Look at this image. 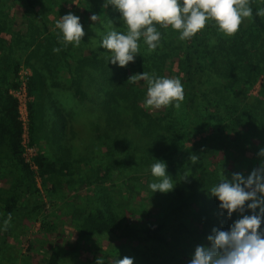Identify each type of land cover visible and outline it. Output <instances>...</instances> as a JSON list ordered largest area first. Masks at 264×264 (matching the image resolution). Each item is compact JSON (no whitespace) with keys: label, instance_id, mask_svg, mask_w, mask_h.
<instances>
[{"label":"trees","instance_id":"trees-1","mask_svg":"<svg viewBox=\"0 0 264 264\" xmlns=\"http://www.w3.org/2000/svg\"><path fill=\"white\" fill-rule=\"evenodd\" d=\"M23 1L29 12L27 30L24 34H17L12 43L5 44L0 37V47L3 48L0 55V75L8 52L13 51L15 47L27 48L25 65L32 72L27 89L28 95L34 99L28 104L29 134L31 144L38 148L35 164L38 168L40 184L47 189L48 194H54L64 186H72L75 183L71 177L73 171L69 163L51 160L40 150L39 139L34 135L37 128L34 108L35 105L40 106L45 102L52 107V112L54 111L55 116H58V122L62 124L65 117L64 119L60 117H63L61 112L60 115L58 114L56 107L59 101L57 92L54 96L53 90L67 91V84H77L75 96L78 97V102L84 103L94 96V101L92 98L91 101L96 107L95 123L98 128H109L118 145L134 154H139L141 160L142 157L147 160L146 155L151 153L154 158L152 162L163 161L167 169L176 158H179L178 156H181L179 161L184 164L182 166L179 162L178 167H181L184 173L179 178L173 179L176 181L173 191L177 192L178 199L169 206L163 221L141 226L115 227L114 220L108 219L103 210H88L84 213L75 210L72 214L75 235L78 238H90L115 234L119 239L133 244L149 243L159 248H167L169 251L178 247L179 255L190 259L191 256L181 244L198 242L210 234L213 227L227 229L237 218L234 214L229 220L226 218V213L224 217H220L219 202L210 197L208 192L220 181L222 173L220 169L222 171L224 169L225 175L230 178L233 172L249 171L246 163L254 166L253 159L247 155L249 151L236 150L235 145L229 140L228 132L232 131L234 126L242 127L241 124H244V131L241 135L237 133V139H243L245 142L253 139L264 140V114H262L264 79L260 82L259 90L262 100L256 98L251 108L249 104L239 106L211 100L205 86L209 85V79L221 81V75L210 67V63L214 61V57L211 56L214 47L210 45L221 33L213 21H208L203 30L185 41H181L179 32L174 31L170 26L164 28L157 25L158 31H162L160 46L150 52L141 39L140 52L135 62L120 68L108 62L107 50L100 47L104 33L99 34L96 40L100 52L91 48L94 41L87 35L83 37L79 47H74L72 44L65 46L60 42L59 30L49 28L47 25L48 8L45 0ZM94 1L96 4L93 8L97 10L99 1ZM5 3V0H0V15L4 13ZM38 6L42 8L43 15L35 10ZM250 6L253 9V19L247 20L249 25L244 20L235 35L226 37L228 46L219 47L226 62L225 72L222 74L226 79H234L238 96L243 101L248 99L251 89L264 76V64H260L264 62L261 53L264 49V17L255 14L258 8L264 7V0H250ZM113 8L111 5L107 8L108 16L104 17L103 22L113 23L117 30H126L118 10L111 12ZM7 25L8 21L1 16L0 35L8 31ZM87 26L88 24H85L86 31ZM54 48L61 50L56 53L53 52ZM11 63L12 65H5L7 72L3 75L12 74L14 81L10 85L0 83V169H3L9 161L11 166L18 167L30 185L34 186V174L21 157L22 124L19 121L17 101L10 94V90L17 85L19 67L17 63ZM174 68L178 69L176 75ZM56 71L59 75L55 74ZM90 71L95 73L92 75ZM96 72L105 75V78L97 75ZM143 72L170 78H178V75H182L184 100L180 108L168 106L153 110L152 113L146 110L143 107L146 97L145 82L127 83L131 75ZM65 75H68L69 80ZM200 104L203 108L199 106ZM205 111L212 112L216 122L218 121V126H221L212 133L202 136L192 147H187L188 142L206 132L209 118L205 115ZM182 115L184 117H181ZM191 154L199 156V161L195 165L190 163ZM123 166L124 162L120 158L110 159L103 173L86 175L78 179L77 183L83 188L100 186L111 179L113 173ZM185 173L188 176L186 181L183 180ZM23 185V182H19L17 186L13 184L8 189H0V251L10 233V226L4 230V221L8 218V214L11 213L13 219L28 212V209L19 206ZM198 214L201 215L206 226L202 228L189 226L188 221L196 219ZM52 229L44 223L40 227L42 232L47 233L52 232ZM31 249L29 245L27 252L30 253ZM166 255H168L166 259L168 264L181 263L178 262L176 254ZM60 258L58 253L53 252L43 264H59ZM115 259L117 258L113 257L110 261L104 259V262L113 264ZM95 261L96 258H92L93 264ZM164 262L165 259L161 258L157 264H165Z\"/></svg>","mask_w":264,"mask_h":264},{"label":"rangeland","instance_id":"rangeland-1","mask_svg":"<svg viewBox=\"0 0 264 264\" xmlns=\"http://www.w3.org/2000/svg\"><path fill=\"white\" fill-rule=\"evenodd\" d=\"M5 1L4 12H8L12 19L9 25L11 32L24 34L29 21V12L26 10L24 1ZM98 1V9L95 10L93 8L96 4L94 0H45L48 8L47 25L54 29L56 20L69 12L73 13L80 18L85 37L87 35L89 39H93L94 43L91 48L100 52L96 40L99 34H106L114 24L103 22L104 17L108 16V9L103 7L105 0ZM35 10L42 15L44 14L40 6L36 7ZM113 11L115 8L111 10V12ZM92 14L100 16L95 23L90 20ZM245 21L249 25L247 19ZM85 24H88L87 31ZM247 28L249 29L248 26ZM253 31L254 29H252ZM6 33L8 38H14V34ZM226 37L228 36L220 33L210 45V47H214L211 54L214 61L210 63V67L221 75V81L216 82L209 79V85L207 84L205 87L209 97L214 102L223 101L239 106L249 104V108H251V104L255 103L256 98L262 100L259 90L260 82L264 76L251 89L248 99L243 101L238 96V88L234 79H226L222 74L225 72L226 62L219 47L228 46ZM21 48H15L14 51L8 52L6 64L12 65L11 62H15L18 64L19 71H27L31 74V71L24 66L28 56L27 48ZM261 53H263L264 58V49ZM260 64L262 65L264 62H260ZM173 71L175 75L178 73L177 68H174ZM90 72L92 75L95 73L94 71ZM55 74L59 75V72L56 71ZM96 74L105 78V75L99 72ZM65 76L69 80L68 75ZM11 77L14 80L12 74ZM178 78L182 81V75H178ZM67 85V91L61 89L57 93L59 103L56 108L58 114L61 112L63 115L60 117L63 119L65 117L64 121L60 124L58 116H55L54 111L52 112V107H49L45 102L40 106L37 104L34 108L37 122L34 135L39 139L40 150L49 159L61 160L70 164V169L73 171L71 177L75 183L72 186H64L63 189L54 194H48L47 189L40 184L38 175L34 174L35 185L32 186L23 172L18 167L11 166L10 162L3 169H0L1 190L8 189L13 184L17 186L19 182L24 183L19 206L28 209L26 214L18 215L10 221V233L0 251V262L3 264H43L51 253L56 252L61 256L59 264H93L92 258L103 257L106 261H110L113 257L122 259L125 256L133 258L134 264H157L161 258H164V263L168 264L166 260L168 255L166 254L171 253L176 254L179 259L178 262L181 261L180 264H188L190 259L179 255L178 247L169 251L167 248H159L149 243L133 244L119 239L115 234L90 238H78L75 235L72 227V214L75 210L82 213L88 210H103L108 219L114 220L115 227L141 226L163 221L169 206L176 202L178 195L175 191L152 193L149 184L157 179L149 171L154 159L152 154L146 155L147 160L143 157L141 160L139 154H134L129 149L118 145L109 128H98L95 123L96 107L91 101V98L94 101V96H91L89 101L79 103L78 97L75 96L77 84L70 83ZM84 90L87 93L85 85ZM33 101L32 98L30 103ZM199 106L203 108L202 104ZM148 111L153 112V110ZM208 112L205 111V115L209 118V126L206 132L188 142L187 147H192L202 136L212 133L221 126H218V121L216 122V117L212 112ZM262 114H264V108H262ZM241 126H234L232 131L229 130L228 137L231 143L235 145L236 150L249 151L247 155L253 159L254 166L246 163L249 171H243V173L247 175L264 159L257 156L259 149L264 147V140L253 139L250 142H245L243 139H237V133L241 135L244 131L245 125L241 124ZM35 147L38 150L37 146ZM178 157L167 169V173L172 179H177L184 173V170L178 167L179 162L182 163V166L184 164L179 161L181 156ZM119 158L124 162V166L115 171L111 179L104 184L83 188L77 183L78 179L86 175L103 173L110 159ZM220 171L222 172V169ZM43 223L51 226L52 232H42L40 227ZM188 225L199 228L206 226L200 214L196 216V219L188 221ZM198 244H207L206 237L192 244L185 242L181 246L185 248L189 256H192L195 246ZM29 245L32 248L30 253L27 252ZM159 255L162 257H158Z\"/></svg>","mask_w":264,"mask_h":264},{"label":"clouds","instance_id":"clouds-1","mask_svg":"<svg viewBox=\"0 0 264 264\" xmlns=\"http://www.w3.org/2000/svg\"><path fill=\"white\" fill-rule=\"evenodd\" d=\"M113 6L120 13L126 31L112 26L102 37L100 47L107 50L106 59L112 65L125 68L134 63L140 52V41L148 50L155 51L160 46L161 32L157 25L171 27L179 32L181 41L190 40L213 21L225 36L235 35L242 22L253 19L250 0H105L103 7ZM256 16L264 17V7L256 11ZM99 15L92 14L95 23ZM55 29L61 34L60 42L65 46L79 47L85 32L80 18L73 13L60 17ZM61 49L54 48L58 53ZM145 82L146 97L143 107L146 110H159L168 106L179 109L184 100V88L179 78L158 77L148 72L133 74L127 83ZM257 156L264 158V147ZM190 163L195 165L199 156L191 154ZM151 174L157 178L149 184L152 193H169L174 190L176 181L167 173V165L156 161L151 165ZM188 176L185 173L184 179ZM218 204V215L231 220L237 218L227 229L213 227L206 236L207 244L195 246L188 264H264V159L253 168L250 174L233 172L225 175L223 169L220 181L208 192ZM11 213L4 221V230L10 225ZM223 221H221L222 223ZM95 264H105L98 257ZM113 264H134L133 258L125 256L115 259Z\"/></svg>","mask_w":264,"mask_h":264},{"label":"built area","instance_id":"built-area-1","mask_svg":"<svg viewBox=\"0 0 264 264\" xmlns=\"http://www.w3.org/2000/svg\"><path fill=\"white\" fill-rule=\"evenodd\" d=\"M30 75L31 74L27 71H19L16 81L17 85L10 90V94L17 101L19 121L22 124L21 157L24 160V163H26L30 170H32L33 174L38 175V168L35 164L37 149L33 144H31L29 134L28 104L32 100V97L28 95L27 87Z\"/></svg>","mask_w":264,"mask_h":264},{"label":"crops","instance_id":"crops-1","mask_svg":"<svg viewBox=\"0 0 264 264\" xmlns=\"http://www.w3.org/2000/svg\"><path fill=\"white\" fill-rule=\"evenodd\" d=\"M1 16H2V18L4 19V20H7L8 21V25H7V27H8V31H6V32H8V33H10V35H13L14 33L13 32H11V27L9 26L10 25V23H9V21L10 20H12L11 19V15L8 13V12H4L2 15H0V18H1ZM28 25V24H27ZM2 33L1 35H0V37L4 40V42H5V44L6 43H12L15 39H16V35L17 34H22V33H17V34H14V38H8V35H7V33ZM15 48H17V49H20L21 47H15ZM15 48H13V51L15 50ZM2 52H3V48L2 47H0V55L2 54ZM7 61V60H6ZM5 64H6V62H5ZM29 71H31L30 70V68L29 67H27L26 65H24ZM1 70H2V74L0 75V83L1 84H3V85H10L14 80L12 79V77H11V74H7V75H3L4 73H6L7 71H6V66L4 65L2 68H1ZM4 71V72H3ZM31 74H32V72H31ZM5 76V77H4ZM5 80V81H4ZM6 87V86H5ZM5 87H3V88H5ZM58 91H61V90H56V89H54L53 90V94H54V96H56L55 95V92H57V93H59ZM4 162H6V161H4ZM9 162V161H8ZM8 162H6V163H8Z\"/></svg>","mask_w":264,"mask_h":264}]
</instances>
